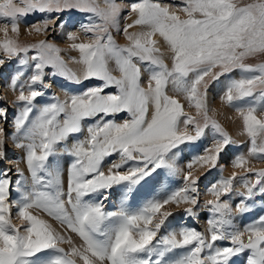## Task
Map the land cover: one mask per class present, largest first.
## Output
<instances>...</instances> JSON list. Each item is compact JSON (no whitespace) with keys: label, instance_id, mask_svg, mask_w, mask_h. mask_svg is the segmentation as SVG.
Wrapping results in <instances>:
<instances>
[{"label":"snow or ice","instance_id":"snow-or-ice-1","mask_svg":"<svg viewBox=\"0 0 264 264\" xmlns=\"http://www.w3.org/2000/svg\"><path fill=\"white\" fill-rule=\"evenodd\" d=\"M126 7L129 18L135 14V19L121 27L125 7L117 0H103V6L100 0H0V65L20 57L19 64L32 69L27 80H21L24 72L19 71L10 81L22 105L13 119L12 138L25 152L21 159L26 167L18 161L15 169L0 170V264H234L233 258L245 251L246 264H264V217L238 228L232 206L221 199L232 192L237 172L210 186L215 199L206 202L212 215L206 232L182 227L159 235L174 215L167 206L191 205L185 213L197 215L201 177L193 168H216L225 146L234 143L209 115V89L221 77H227L221 101L239 114L250 140L249 155L264 160V62L246 63L264 56V0H182L175 10L160 0H134ZM71 11L86 15L77 31L65 33L71 42L68 49L47 38L35 43L20 40V25L29 15L42 14L28 28L29 34L47 37L63 28L59 15ZM134 28L140 30L129 31ZM113 32L122 33L128 44H119ZM80 33L89 36L88 42ZM161 41L171 53V67L165 63ZM69 50L79 54L70 59L82 66V77L61 55ZM32 51L35 55L29 56ZM110 62L119 76L113 75ZM237 70L240 77H232ZM48 76L74 84L91 79L101 83L38 105L43 89L51 88ZM169 85L183 94L195 116L169 95ZM112 87L115 92L105 91ZM0 101V160H5L8 106L6 98ZM121 113L129 119L117 122ZM89 120L94 123L86 125ZM208 128L218 137L215 146L192 156L185 170L178 163L181 145L192 148ZM85 130L87 135L80 139ZM113 156L118 162L106 167L105 160ZM248 165L243 154L232 161L233 167L255 176H240L250 200L257 186L264 194V168ZM161 170L181 175L186 183L162 197L146 199L134 211L123 205L105 211L102 201L114 186L123 185L126 196H134ZM14 188L19 191L14 203L20 225L13 222ZM33 210L76 234L82 243H74ZM247 210L242 201L236 212ZM224 241L227 246L217 243ZM65 244L70 247L61 246Z\"/></svg>","mask_w":264,"mask_h":264},{"label":"rangeland","instance_id":"rangeland-1","mask_svg":"<svg viewBox=\"0 0 264 264\" xmlns=\"http://www.w3.org/2000/svg\"><path fill=\"white\" fill-rule=\"evenodd\" d=\"M117 2L120 3L122 5V7H125V10L122 11L121 18H120V24H121V27H123L124 25H126L128 23H131L132 20L135 19V14H133L132 17L129 18V10L126 7L127 5H130L132 2H134V0H117ZM160 2L165 4V5L171 6L173 8V10H175L177 6L181 5L182 0H160ZM242 2L243 3H248V2H250V0H242ZM100 3H101V6H103V0H100ZM180 14L183 16V13H180ZM85 15L86 14H84V13H80V12H76V11L65 12L63 14H60L58 23H62L63 24V28H57L55 32H50L47 37H45L43 35H37V34H34V33L33 34H29L28 28L32 24H34L35 22L41 20L42 19V14L29 15L27 17L26 21L22 22L21 25H20V29H22L21 30V35H20V40L22 42H24V43H35V42H38L41 39L47 38L50 41L56 43L62 49H68V46H69V44L71 42L67 41L64 38L65 37V33L69 32V31H77L79 29V22L84 19ZM2 24H3V21H0V26H2ZM9 27H10V25H9ZM139 30L140 29H138V31ZM25 31L28 33L27 36L25 34H23ZM129 31H133V29H130ZM0 34H1L0 35V39H3V33L0 32ZM113 34L116 37V40H117V42L119 44H121V45H127L128 44L127 39L123 36L122 33L121 34H117V33L113 32ZM10 35H11V33H10ZM80 36H81V40L83 42H88L89 36H86L83 33H80ZM157 39H159V37H157ZM159 46H160L161 51L163 53V56H164V59H165V63H167L169 65V67H171V63H172V61H171V53H170L167 45L163 41H161ZM31 55H35V52L34 51L29 52V56H31ZM61 55L64 56L65 60L68 63V66L70 68H72L74 71H76L77 74L79 75L80 71H78V70H80V69H78V68L76 69V67L77 66L79 67V65L75 64V63L74 64L77 65V66L73 65V62L70 59V57H73V56L78 57L79 56L78 52L69 50L67 52H62ZM19 59H20V57H14L11 60L6 59L4 65L8 64L9 62L12 63V62L16 61V63L20 67V70L17 69L15 63H12L10 65H7V66L3 67L4 71L2 73H0V75L2 76L4 73L5 74L8 73L7 72V68H8V70H11L9 73L12 72V73H15V75L17 74V72L23 71L24 74L25 73L26 74H25V76H23L24 78L23 77L21 78V80L22 79L23 80H27L28 76L31 75V72H32L31 70L32 69H29V71H27L28 67L20 65L19 64ZM261 62H264V56H257V57L249 58L246 61V63H250V64H257V63H261ZM2 66L3 65H0V72L2 71L1 70ZM109 67L113 71V75H116V76L120 75L119 71L116 70V68H115L114 62H110ZM141 67H142V71H143V67L144 66L141 65ZM51 71H52L51 69H46V72H51ZM240 75H241V73L238 70L231 73V76L234 77V78H239ZM146 78H147V74L145 73L143 79H146ZM55 79H57V82L54 80V77H52V76L46 77V83L51 84V87H53L54 91H58V89L59 90L60 89L68 90L69 88H73V89L76 90V88L78 86V84H74V85L72 84L71 85L70 82L66 81V79H63V78H60V77H56ZM60 79H62V80H60ZM53 80L55 81L54 83H53ZM63 80H64L65 83L63 82ZM1 81H2V79H0V92H1L0 93V97H2V95L4 94L3 96H5V97H3V98H6L7 106H8V119H7V123H3V127L5 128V131L7 133V137H8L7 150H9V145H10L9 141L10 140L12 141V139H13L12 138V134L14 133L13 119H14L15 115L18 113V111L20 110L22 105L20 103L16 102V97L19 95V90L17 89V91H15V90L11 89L12 90V95H13V97L15 95V98L10 97L9 94H6L7 92L3 88H1V86L4 85V84L1 83ZM60 81H62L63 84H61ZM226 81H227V77L224 76V77L220 78L219 82L211 84L210 89H209V108L211 109V111L209 112V115L212 116L214 119H216L223 126V128L232 137V140L234 141V143H231V144L225 146L224 151L221 153L220 159H219V161L217 163V167H218L217 170H216V168H213V169H210V170L208 168H200L199 169L198 166H195L193 168V170H192L194 175H199L200 177H202L200 179L201 181L198 182V189H199L198 200L201 199L202 203H198L199 204V208H198L199 210L196 209L197 206H195V208H194V210L197 212L198 221L200 219V222H199L200 224H208L207 223L208 220L212 218L211 213H209V206L207 205V203H206V206L204 204H205V200L207 202L208 200L215 199V197L212 196L211 193L209 192V188H210V186L212 184H214L218 180H220L222 178L230 177L233 172L239 173L240 175H238L237 179L235 180V184L236 185L233 186L232 196L235 195L233 191L237 188V186L239 184L240 185L238 186V190L246 195L247 190L244 187V184H243V182L240 179V176L241 175H245L246 173H244V170L237 169V168H234L232 166V161L237 156L243 154L245 157H247V159L249 160V165H248L249 167H252V168H255V169L264 168V160L258 159L256 157H253V156L249 155L250 140H249V137L246 134L243 133V126H242V130H240L239 135L243 136L244 139H239L238 140L236 138V136L232 135V131L230 130V127H229L230 126L229 123H231L230 121L237 120V119H239L240 121H242V120L239 117V114L236 112V110L233 107H230L226 103L222 102L221 99H220V96L223 93L224 84L226 83ZM100 83L101 82L96 80V79H91V80H82V82L80 84H85L84 87H83V91H85V90H87V89H89L91 87L98 86ZM56 87H58V88H56ZM50 89L51 88L43 89V91H44L45 94H48ZM73 89H71V91H73ZM25 91H27V90L25 89ZM83 91L76 92L74 94H79V93H81ZM105 91L106 92H115L116 89L114 87H112V88L106 89ZM168 91H169V95L175 96L176 98L180 99L181 103L185 104V110L186 111H188L193 116L196 115V110L194 108L188 107L187 101H186L185 97L183 96V94H179V93H176V92L172 91L171 85H169ZM45 94H44V96L42 98H38V100H37V104L38 105H43L46 102L49 103L48 99L45 101V96H46ZM67 96L68 95L66 93H64L62 95L63 99H65ZM39 99H41V100H39ZM2 102L3 101H0V103H2ZM218 102H219V105L217 106ZM240 103H243V102H240ZM225 108L231 109V110H233V112H235V116H230L229 121L227 119V114H226ZM151 111H152V109L150 108L149 115L151 114ZM127 117H128L127 119H129V116H127ZM123 120L124 119L122 118V116L119 115L117 117V122H122ZM0 123H2V121H0ZM85 123H86V125H91V124L94 123V121L89 120V121H86ZM189 130L194 132V130L191 129V128ZM208 130L211 132L210 133L211 134L210 137H211L212 140L209 141V142L204 143L203 144L204 145L203 148H205V146H208V147H214L215 146L214 143L216 141H214L215 138L212 136V131L210 129L205 130L204 136H205V134L207 132H209ZM86 135H87V132L85 130V132L79 134V138L83 139ZM204 136L200 139V141L204 138ZM73 139L74 138H70V142H72ZM197 145H198V142H195L194 146L192 148H190L188 145H181V149H183L184 153H181L180 158L178 160V163L185 170H187L186 169L187 162L192 158V156L197 155V154H202V152H201L202 148L198 149ZM230 147H233V148H230ZM195 148L198 149V150H196ZM229 149H233V150L231 151ZM187 151H188L189 155H186ZM18 157H19L18 151H16L15 154H13V155L7 156V158L9 160L6 159L4 163L2 162V164L0 165V170L5 169V168H9V167L15 169V166L14 165H10L9 164L10 162H8V161H10V159L11 160L13 159V161L15 159L17 160ZM1 161L2 160H0V162ZM111 161L112 162L113 161L118 162V157L115 156V157L112 158V160L107 158L105 160V162H104L105 166L107 167L108 165H110ZM228 167H230V168H228ZM220 168H221V170H220ZM230 169H231V171H230ZM219 170H220V173H219ZM208 172H210V173H208ZM166 174H167V176H165ZM203 175L205 176L204 178H203ZM246 175H248V178L251 179V180L255 179V176L253 174H246ZM15 178L16 177L13 176V179H15ZM177 179L179 181H181V182H179ZM182 180L183 179H182L181 175H171V174L167 173L166 171H165V173L164 172L161 173V171H160L159 175L157 176V179L152 181L149 187L142 188L139 191L138 196H137V194L132 196L133 197L132 201H133V203L136 206L137 205L139 206L145 201L140 196L149 195V197L147 199H151L153 197H162V196L168 194L169 192H171V191H169L171 189H172V191H174V190H177L179 188H182L184 186ZM118 189L119 190L121 189V191H124L125 195H126V189H125V187L123 185H119L118 187L115 186L111 190L112 191L117 190L119 192ZM254 191L256 193H258V194H261L259 192V186H257V189H254ZM113 193H114L113 194L114 197H116V195H115L116 193L115 192H113ZM261 195L264 196V194H261ZM232 196H230V194H229L230 198L228 196H225V197H228V198L225 199V197H222L221 199L222 200H228L230 205L234 207V208L232 207L233 211L235 213L234 216H233V219H235V222H233V223L238 228L243 229L246 226L244 222L248 220V218H247L248 215L250 217L251 211L254 210L251 207L260 206L261 203L264 202V197H262L260 195H256V196L252 197V199H250L251 200V205H250L251 207L248 208V209H249V211L250 210L251 211L246 213V215H245L246 218H245L243 213L236 212L238 204L240 205V203L242 201H240L238 203H235V205L231 204V203H234L233 200H235L236 197L239 198V195L238 196H234L233 200H230ZM14 198L16 200L19 198V193L16 192L15 188H14V191L11 193L10 200L13 202V206H12L13 222L16 223L17 225H20L22 222L19 219H17V217H16V207H15V203H14L16 200ZM113 200H114V198L112 197L111 200H110L111 209L108 210V211H117L116 206H117V202H118V197H116V202L115 201L112 202ZM238 201H239V199H238ZM94 202H95V199H94ZM119 203H120V207L124 204V203H121V201ZM119 203H118V205H119ZM243 203L247 207H249V202H243ZM105 205L108 206L107 204H105ZM127 207H128V205H127ZM187 207H193V206H191V205H181V207H179V208L175 207L174 205L167 206V210L172 211L174 213V215L169 218V220L166 222L165 227L163 228V230L160 232L159 235H165L167 232H170V231H173V230H179V228H178L179 222H181L182 220L186 219V215H187L185 213V211H182V209L183 208H187ZM180 208H182V209L178 210ZM132 210H134V207H133ZM261 210H262V208L260 209V211ZM262 212H263V210L261 211V213ZM204 213H208L209 214L208 218H207V216L204 215L205 218H207V220H205V218L203 216ZM261 213H259V216L263 217V215ZM251 218L253 219V217H250V219ZM250 221H252V220H250ZM180 224H181V226H184V227L187 226V225H184L182 223H180ZM201 231L206 232L207 228L204 227ZM63 246L67 249V247L65 245H63ZM221 246H224V244L221 245ZM244 253H246V252H244ZM43 255L44 254H42V256Z\"/></svg>","mask_w":264,"mask_h":264},{"label":"bare ground","instance_id":"bare-ground-1","mask_svg":"<svg viewBox=\"0 0 264 264\" xmlns=\"http://www.w3.org/2000/svg\"><path fill=\"white\" fill-rule=\"evenodd\" d=\"M23 28V27H22ZM138 29L139 28H134L133 29V31H138ZM22 30V29H21ZM23 34H25L26 36L28 35V33L25 31ZM1 35V34H0ZM73 65H75L74 63H73ZM75 66H77V65H75ZM74 66V67H75ZM14 67V66H13ZM81 67V68H80ZM80 69V70H78V71H80L79 72V75H81L82 76V66L81 65H79V67L77 66L76 67V69ZM10 69V68H9ZM11 70H8V68H7V72L8 73H4L2 76L0 75V79H2V81H1V83L2 84H4V85H2L1 86V88H3L7 93L6 94H9V96L10 97H13V95H12V90H11V88H10V81H11V79L12 78H14V76H15V73H9ZM32 71V70H31ZM81 73V74H80ZM24 78V77H23ZM60 80H62V79H60ZM22 81H24L23 79H22ZM56 82H57V79L55 80ZM64 82V81H63ZM63 82L62 81H60V83L61 84H63ZM53 83H54V80H53ZM65 83V82H64ZM56 88H58V87H56ZM61 88V87H60ZM67 88V87H66ZM70 89V90H69ZM68 89V91H71V89H73V88H69ZM59 90V89H58ZM74 90V89H73ZM2 91V90H1ZM15 91H17V90H15ZM1 93V92H0ZM3 93V92H2ZM15 93V92H14ZM4 95V94H3ZM2 95V97H5V96H3ZM13 98H15V95H14V97ZM39 100H41V99H39ZM44 100V99H43ZM46 101V100H45ZM47 103V102H46ZM216 105V104H215ZM219 105V102H218V104H217V106ZM225 111H226V114H227V119H228V121H229V118H230V116H235V112H233V110H231V109H227V108H225ZM231 123H229V127H230V130L232 131V135H234V136H236V138L239 140V139H244V137L243 136H241V135H239V133H240V130H242V126H243V123H242V121H240L239 119H237V120H233V121H230ZM209 131V130H208ZM211 132L209 131V132H207L206 134H205V136H204V138L199 142V144L197 145V147H198V149L199 148H203L204 147V143H206V142H209V141H211L212 139H211V137H210V134ZM237 140V141H238ZM242 141V140H241ZM9 150H7V156H10V155H13V154H15V152L16 151H18V153H19V157L17 158V160L15 161H11V165H14V166H16V163L19 161L20 162V167L21 168H25L26 166H25V164L23 163V161H22V157L25 155V152L24 151H22V150H20V149H18V148H16L15 147V141L12 139V141L10 140L9 141ZM194 149V148H193ZM196 149V148H195ZM198 149H196V150H198ZM202 152V151H201ZM12 153V154H11ZM182 153H184V151L182 152ZM187 154L186 155H189V153H188V151L186 152ZM16 157V156H15ZM8 159V158H7ZM9 160V159H8ZM5 161V160H4ZM10 164V163H9ZM64 167H65V169L67 168V163L65 162V164H64ZM198 168L200 169V167L198 166ZM228 168H230V167H228ZM235 168V167H234ZM106 169V168H105ZM220 170H221V168H220ZM220 170H219V173H220ZM198 171V170H197ZM230 171H231V169H230ZM28 173H27V171H26V175H27ZM165 176H167V174L165 175ZM67 179H68V177H67V172L65 171V174H64V182H65V188L67 187ZM178 180V179H177ZM179 181V180H178ZM179 182H181V181H179ZM155 184V183H154ZM164 184V183H163ZM115 187V186H114ZM118 187V186H117ZM119 190V189H118ZM112 191V190H111ZM112 192H115L116 194V197H118V202H117V206H116V209L117 210H119V208H120V201H122V200H124L125 198H126V195H125V192L124 191H121V189L119 190V192L117 191V190H114V191H112ZM234 192V194L235 195H237L236 193H238V191H236V189L233 191ZM149 194V193H148ZM234 195V196H235ZM142 199H144V200H146L148 197H149V195H147V196H140ZM15 199V198H14ZM19 199V198H18ZM94 199V198H93ZM16 200V199H15ZM231 200V199H230ZM234 203H231L232 205H235V203H238V201L237 200H235V201H233ZM118 203H119V205H118ZM127 205H128V208H129V210H132L133 209V207H134V210H136L139 206L137 205H135L134 203H133V201H132V198L130 199V202L128 203V204H126V203H124L123 204V206H126L127 207ZM239 205V204H238ZM119 206V207H118ZM246 206V205H245ZM233 207V206H232ZM247 207V206H246ZM251 207V206H250ZM250 207H247V209L248 208H250ZM259 206H254V207H251V208H253L254 210H256L257 208H258ZM234 208V207H233ZM134 210H132V211H134ZM253 210V211H254ZM34 211V213L35 214H41V215H44V214H42V213H36V210H33ZM247 211H249V209L247 210ZM251 211V210H250ZM249 211V212H250ZM247 213V212H246ZM246 213L244 214V217H245V215H246ZM44 218L45 219H48L55 227H57L58 229H60L61 231H64L65 232V234L66 235H69V236H71L72 237V239H73V241H74V243H76L77 245H80L81 243H82V241L80 240V238L76 235V234H74V233H71V232H68V231H66L65 229H63V228H61V226L58 224V222H56L55 220H52L51 218H49V217H47L46 215H44ZM246 218V217H245ZM247 218H249V215H248V217ZM255 218H256V216H254L253 217V219L251 218L250 220H252L253 222H255L254 220H255ZM245 220V219H244ZM249 220V221H250ZM180 225V224H179ZM184 227V226H183ZM178 228L180 229V226H178ZM219 245V244H218ZM223 245V244H222ZM65 246L67 247V248H69L70 246L69 245H66L65 244ZM221 246V245H220ZM225 246V245H224ZM246 256V255H245ZM239 260H240V263H243V264H245L246 263V257H240L239 258ZM238 263V260L237 261H234V264H237Z\"/></svg>","mask_w":264,"mask_h":264}]
</instances>
